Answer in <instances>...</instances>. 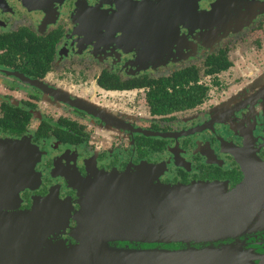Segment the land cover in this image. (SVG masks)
Segmentation results:
<instances>
[{"label": "flooded vegetation", "instance_id": "obj_1", "mask_svg": "<svg viewBox=\"0 0 264 264\" xmlns=\"http://www.w3.org/2000/svg\"><path fill=\"white\" fill-rule=\"evenodd\" d=\"M243 1L0 0V139L39 153L22 209L52 191L73 206L51 238L75 243L70 178L91 167L233 189L264 160V0L238 32L200 28ZM257 237L264 248V227Z\"/></svg>", "mask_w": 264, "mask_h": 264}, {"label": "water", "instance_id": "obj_2", "mask_svg": "<svg viewBox=\"0 0 264 264\" xmlns=\"http://www.w3.org/2000/svg\"><path fill=\"white\" fill-rule=\"evenodd\" d=\"M30 140L0 139V264H264V160L243 183H164L158 168L91 167L76 175L75 243L51 238L73 206L52 191L22 209L21 191L39 182Z\"/></svg>", "mask_w": 264, "mask_h": 264}, {"label": "rangeland", "instance_id": "obj_3", "mask_svg": "<svg viewBox=\"0 0 264 264\" xmlns=\"http://www.w3.org/2000/svg\"><path fill=\"white\" fill-rule=\"evenodd\" d=\"M246 7L237 14H226L223 13L222 10H218V15L221 16V20L217 22V27H211L210 21L206 22L204 25H200V28H203V36L206 39H222L233 32H238L249 25V23L244 22L243 20L246 18V14L248 12H252L254 14L259 13L261 11V4L257 0H245L241 3ZM182 50L173 51L171 50L169 55L171 57H179L181 55Z\"/></svg>", "mask_w": 264, "mask_h": 264}]
</instances>
